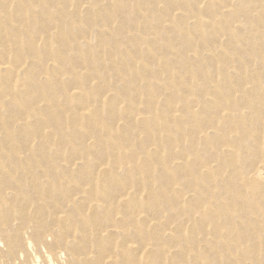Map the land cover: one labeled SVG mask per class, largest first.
Segmentation results:
<instances>
[{
	"label": "rangeland",
	"instance_id": "1",
	"mask_svg": "<svg viewBox=\"0 0 264 264\" xmlns=\"http://www.w3.org/2000/svg\"><path fill=\"white\" fill-rule=\"evenodd\" d=\"M0 264H264V0H0Z\"/></svg>",
	"mask_w": 264,
	"mask_h": 264
}]
</instances>
